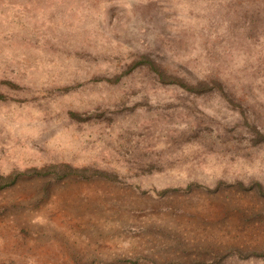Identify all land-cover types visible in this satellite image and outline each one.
<instances>
[{"label":"rangeland","instance_id":"obj_1","mask_svg":"<svg viewBox=\"0 0 264 264\" xmlns=\"http://www.w3.org/2000/svg\"><path fill=\"white\" fill-rule=\"evenodd\" d=\"M0 264H264V0H0Z\"/></svg>","mask_w":264,"mask_h":264}]
</instances>
